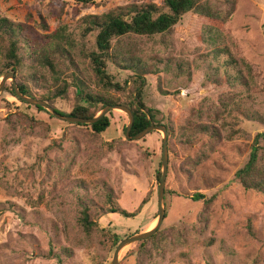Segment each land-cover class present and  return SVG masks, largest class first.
Listing matches in <instances>:
<instances>
[{
	"label": "rangeland",
	"instance_id": "rangeland-1",
	"mask_svg": "<svg viewBox=\"0 0 264 264\" xmlns=\"http://www.w3.org/2000/svg\"><path fill=\"white\" fill-rule=\"evenodd\" d=\"M209 1L223 7V0ZM131 2L165 5V0H0V17L23 22L42 46L49 41L45 36L66 26L75 53L67 59L59 55L55 73L61 84L67 78L70 86L53 106L69 113L77 104H89L77 95L74 69L90 91L100 90L92 60L82 51L96 50V32L83 35L85 16ZM208 26L220 30L219 42L251 71L248 88L214 80L224 70V59L208 55ZM114 43L136 45L147 61L155 55L165 59L159 75L147 76L143 98L156 111V120L173 128L165 219L153 239L125 247L118 264H264V192L244 187L236 177L254 145L264 169V139L255 141L264 133V0H238L225 23L186 13L167 44L160 35L136 34ZM25 57L16 81L27 82L40 98L47 87L54 88L44 83L42 73L51 83L53 72L28 53ZM180 65L189 73H182ZM109 70L122 88L106 93L130 102L132 71L112 64ZM35 76L41 80H33ZM218 113L216 124L225 128L213 150L206 133L186 141L189 121L216 122ZM107 115L110 126L96 133L21 101L13 94L12 80L7 82L0 94V264H110L117 240L155 226L163 132L127 137L128 114L115 108ZM196 192L216 197L207 205L191 198ZM146 197L134 217L108 212L111 207L136 212ZM80 198L98 223L91 233L80 224Z\"/></svg>",
	"mask_w": 264,
	"mask_h": 264
},
{
	"label": "trees",
	"instance_id": "trees-1",
	"mask_svg": "<svg viewBox=\"0 0 264 264\" xmlns=\"http://www.w3.org/2000/svg\"><path fill=\"white\" fill-rule=\"evenodd\" d=\"M76 1L90 2L92 0ZM222 2L223 7L219 5V2L211 3L209 0H165V5H158L155 2H131L123 5H116L100 14H89L85 16L83 35L85 36L89 33L96 32V50H91L90 53H87L84 49L82 51L85 56L92 60L95 71L94 74L98 78L97 83L100 85V90L97 92L90 91V86L79 76L78 71L74 69L75 73L73 72L71 75H73L72 83L77 87V95L80 99L88 101L89 104L87 106L77 104L69 113L60 112L73 116L90 118L94 117L100 109L104 108L106 105L125 104L130 106L135 115L130 135L138 134L152 122L162 124L161 121L156 120V111L154 108L148 106L144 102L143 87L147 80V76H156L160 74L161 65L164 64L165 59L161 58L159 55H155L151 57L152 61H147L140 55V50L136 45L119 47V45L114 43V40H119V38L123 36L132 34L153 38L160 35L162 41L167 44L174 33L175 26L186 13L194 12L210 19L220 20L224 23L227 22L234 13L238 0H223ZM30 17L31 14H28V18ZM205 30L210 33L209 44L212 45L208 55L210 54L215 61H220L222 58L224 59L221 63L224 70L222 74L220 76L217 75L214 80L219 83L226 82L230 86L243 85L248 88L253 79L251 71L243 68V64L234 56L229 46L222 45L219 42L218 36L220 38V30H215L213 26H208ZM45 37L49 39V41L46 42V46H42L39 41L31 37L23 22H16L1 16L0 77L8 71L15 73V77L19 75L25 63V53H28V57H33L34 61H36L40 67L53 72L54 78L51 83L45 74L42 73V80L44 83L54 88L47 87V94H43V96L40 97V99L53 105V100L55 98L66 96L70 86V82L67 78H62L61 84L56 77L55 71L58 56L62 55L66 59L72 58L74 57L73 54L75 53L76 47L74 40L71 38V34L68 33L64 25ZM111 64L122 70L132 71L130 81L134 96L130 102H122L121 98H115L106 93V89L110 90L112 87H117L118 89L122 88L118 82L112 80L113 76L109 72ZM178 69L182 73H189L183 69L181 65ZM247 76L249 78H247ZM38 79H40V76L33 77V80ZM126 83L128 84L129 80H127ZM18 87L24 94L34 96L27 82L23 80L18 81ZM13 94L16 96L14 88ZM35 107L39 110L46 111V109L41 106ZM219 118L220 114L218 113L215 119L216 122L196 123L194 121H189V128L188 126L185 127L187 131L185 137L186 141L191 142L194 135L197 133H206L210 138L209 148L213 150L214 145L222 138V130L225 128L223 124H216ZM110 124V117L107 114L93 124L76 123V125L90 126L96 133L106 131ZM166 126L169 131L173 129L172 126ZM256 137V142L259 138L264 139V133H260ZM236 177L244 187L264 192V169L259 165V147L257 145L253 146L248 161L237 171ZM160 178L161 174L158 172V179ZM76 187L81 189L79 186ZM215 197L216 195L207 198L205 194L199 192L191 196L195 201L203 199L207 205H209ZM147 201L148 197L144 198L141 202V206L136 212H128L120 207H111L108 212H119L123 216L134 217ZM79 202L82 208L80 224L87 233H91L94 226L98 225V223L91 219L89 205L83 202L81 198ZM157 233L158 231L148 239H153ZM114 237H116V235L112 234V238ZM148 239L142 242H147ZM62 250L67 254L72 253L67 249Z\"/></svg>",
	"mask_w": 264,
	"mask_h": 264
},
{
	"label": "water",
	"instance_id": "water-1",
	"mask_svg": "<svg viewBox=\"0 0 264 264\" xmlns=\"http://www.w3.org/2000/svg\"><path fill=\"white\" fill-rule=\"evenodd\" d=\"M0 78H1L0 94L5 90L7 82L11 79L15 94L19 99L31 105L43 107L44 109L48 110L53 116H55L56 118L62 121H67L70 123L93 124L99 121L102 117H104L110 109L117 108V109L124 110L129 116V123L126 129L127 137H133V138L139 139L154 130L163 132V158L161 162V166H162L161 179H160L159 188H158L159 215H158L157 223L153 228H148L147 230H144L142 232L135 233L121 240H117L118 242L117 247H116L113 259L110 264H118L119 259H120V254L124 250L125 247L132 245L134 243H137L139 241L146 240L150 238L151 236H153L162 226V223L165 219V216H166L165 192H166V182H167V173H168V136H169L168 127L165 124H157V123L152 122L148 127H146L144 130H142L138 134L130 135V131L134 124L135 115L133 113V110L128 105H125V104L106 105L97 115H95L94 117H90V118L73 116V115L61 113L47 101H44L40 98H36L34 96H29V95L24 94L18 87L15 73H13L12 71L5 72Z\"/></svg>",
	"mask_w": 264,
	"mask_h": 264
},
{
	"label": "bare ground",
	"instance_id": "bare-ground-1",
	"mask_svg": "<svg viewBox=\"0 0 264 264\" xmlns=\"http://www.w3.org/2000/svg\"><path fill=\"white\" fill-rule=\"evenodd\" d=\"M156 223H157V221H156ZM156 223L154 224V225H156ZM154 227V226H153Z\"/></svg>",
	"mask_w": 264,
	"mask_h": 264
}]
</instances>
